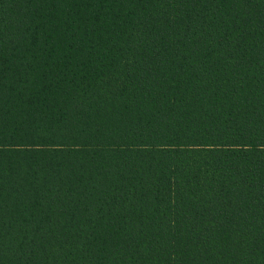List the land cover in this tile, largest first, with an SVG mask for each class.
Masks as SVG:
<instances>
[{"label": "trees", "instance_id": "1", "mask_svg": "<svg viewBox=\"0 0 264 264\" xmlns=\"http://www.w3.org/2000/svg\"><path fill=\"white\" fill-rule=\"evenodd\" d=\"M0 264H264V0H0Z\"/></svg>", "mask_w": 264, "mask_h": 264}]
</instances>
